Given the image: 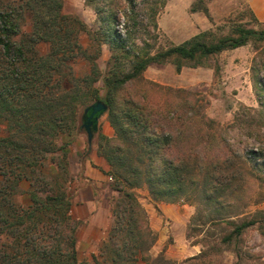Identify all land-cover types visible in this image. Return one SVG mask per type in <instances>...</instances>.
Here are the masks:
<instances>
[{
  "label": "trees",
  "instance_id": "16d2710c",
  "mask_svg": "<svg viewBox=\"0 0 264 264\" xmlns=\"http://www.w3.org/2000/svg\"><path fill=\"white\" fill-rule=\"evenodd\" d=\"M208 3L195 0L191 13H203L212 21ZM63 9L64 0H0V264H175L164 255L152 256L157 236L137 190L146 188L155 207L180 204L186 190L196 185L194 177L204 174L203 199L215 202L234 151L213 120L185 119L175 103L161 107L160 101L149 100L148 91L136 96L128 87L155 64L171 62L180 73L250 43L258 50L264 43V25L251 14L261 28L237 25L225 36L203 31L138 58L123 45L115 26L116 9L105 12V17L96 12L102 34ZM81 34H91L98 44L95 56L84 53L91 66L83 78L74 66L77 51H83ZM42 45L48 46L45 52ZM104 45H109L112 56L102 74L97 61ZM129 60L132 65L126 70ZM253 70L260 107L244 108L243 116L257 113L258 120H242L239 129L256 141L258 147L248 150V158L258 162L264 157V66ZM97 101L107 105V120L114 130L113 137L99 134L98 154L110 166L107 176L113 178L111 190L118 197L113 200L114 222L107 240L90 262L78 258L81 222L71 214L68 151L74 134L83 131L82 111ZM89 153L90 149L85 158ZM24 196L26 201L21 202ZM234 217L210 222L232 228L221 239L224 245L237 243L247 231L264 224V219L235 222ZM209 254L203 251L182 264H211ZM237 259L240 264L239 254Z\"/></svg>",
  "mask_w": 264,
  "mask_h": 264
},
{
  "label": "rangeland",
  "instance_id": "374dc122",
  "mask_svg": "<svg viewBox=\"0 0 264 264\" xmlns=\"http://www.w3.org/2000/svg\"><path fill=\"white\" fill-rule=\"evenodd\" d=\"M90 1L93 3L92 5H89ZM166 1L135 0V4L131 6L124 0H64L63 12L78 16L91 31L102 34L104 31L100 16L105 17V12L108 13L109 10L116 9L118 23L115 26L124 41L123 45L126 51L131 56L142 58L145 54L155 55L159 51L179 45L190 39L195 33L189 20H183L178 25L170 22L159 23V15L164 11ZM211 1L213 0H209V3ZM239 1V5L233 7V14L225 21L214 22L212 18L210 21L213 26L208 30H212L219 36H225L237 25L253 29L261 28L264 23L257 24L245 7L244 0ZM97 11H100V16L96 13ZM182 16L183 14L180 13L178 17ZM154 23L157 25L156 27ZM80 43L83 51H77L78 58L74 61V66L77 76L83 78L90 73L89 66H91L84 53L86 52L89 57L95 56L98 52V44L93 42L91 34H81ZM47 49L48 46H41V51L45 52ZM111 56L109 45H104L102 54L97 61L102 74L107 71V66H110ZM131 65L130 60L127 61L125 69L128 70ZM253 66H264V43L258 45V50L250 43L244 49L226 51L211 59L206 66L195 69L184 68L180 73L176 71L171 62L162 65L155 64L143 74L141 79L128 87L129 91L136 96L142 94L143 91H148L149 100L160 101L161 107L175 103L176 109L179 111L178 115L185 119L198 117L201 120L200 118L203 117L206 120H213L221 126L232 144L234 156L224 171L223 189L215 197L216 201L210 204L204 201L200 191L201 185L204 183V174H199L194 177L196 185L186 190L180 203L192 207L194 213L186 225L185 234H182L179 239L183 243L186 241V245L196 247L197 255L203 251L210 252L207 260L211 264H236L238 262L237 254L241 258L240 264H264V224H258L255 228L250 229L237 243L234 242L232 245L221 243V239L229 234L232 228L226 225L210 224L213 219L230 216H236L232 219L235 222L264 219V157L258 162L250 161L248 150L254 149L258 145L256 141L245 138L239 129L242 120L253 118L258 120L257 113L249 114V117L246 118L243 116L244 108L259 109L260 107ZM261 77H264V72L261 73ZM98 86L102 88V83H99ZM111 132L114 134L107 116L104 115L99 123V132L95 135L92 143L95 142L98 145L99 134L109 137ZM78 136L82 138L84 146H87V150L81 156L85 159L87 151L90 149L88 136L84 129L82 132L74 134L75 138ZM68 155L72 176V182L68 185V193L75 201L74 181L80 164L77 162L79 159L77 156H72L71 159L75 158L76 161H71V149H69ZM113 182L114 180L108 181L107 187L103 191H99L100 193L97 192V197L104 205L106 223L109 226L106 238L99 246L95 256L99 254L107 240L108 232L114 222L112 207L113 200L118 197V194L111 190ZM24 188L27 187L24 186ZM137 194L145 210L149 204L154 205L146 188L137 190ZM22 201H26L25 196L23 199L21 198ZM217 202H221V205H218ZM155 235L157 236V234ZM175 240V237L171 235L167 244H174ZM155 245L151 250L154 258L164 255L175 264H182L188 258L197 256L175 261L168 258L164 252L156 254ZM211 248L214 251H211ZM92 261L91 258L90 262Z\"/></svg>",
  "mask_w": 264,
  "mask_h": 264
},
{
  "label": "crops",
  "instance_id": "0c3cea01",
  "mask_svg": "<svg viewBox=\"0 0 264 264\" xmlns=\"http://www.w3.org/2000/svg\"><path fill=\"white\" fill-rule=\"evenodd\" d=\"M194 1L167 0L164 11L159 15V23L170 22L178 25L183 20H189L195 29L193 36L210 29L213 24L207 16L201 13H191L190 9ZM239 2V0L211 1L208 7L213 21H225L233 14V7L238 6ZM244 3L249 12L260 23H264V0H244ZM180 13L183 14L181 18L178 17ZM240 49H244V47L236 50ZM113 135L111 132L109 137H113ZM88 146L91 149L89 155L85 159L81 158L87 150V146H84L82 138L78 136L71 147L70 155V159L72 156H77L80 159L77 160L80 169L75 175V201L72 200L71 211L73 217L81 222L77 231V251L80 261H90L92 256L96 254L99 246L106 238L109 226L106 223L104 205L101 199L97 197V192H101L107 187L108 181H110V177L107 176L110 166L106 159L98 154L97 143L94 142ZM146 212L150 226L158 236L154 248L156 254L164 252L168 258L175 261H182L187 257L197 255L196 247L186 245V241L183 243L179 239L182 234H185L186 225L194 213L192 207L163 203L155 207L153 204H149ZM171 235L175 237V243L167 244Z\"/></svg>",
  "mask_w": 264,
  "mask_h": 264
},
{
  "label": "water",
  "instance_id": "95a60500",
  "mask_svg": "<svg viewBox=\"0 0 264 264\" xmlns=\"http://www.w3.org/2000/svg\"><path fill=\"white\" fill-rule=\"evenodd\" d=\"M108 112V107L101 101H97L86 107L82 115V128L86 131L89 144L99 132L101 118Z\"/></svg>",
  "mask_w": 264,
  "mask_h": 264
},
{
  "label": "built area",
  "instance_id": "2783aa9c",
  "mask_svg": "<svg viewBox=\"0 0 264 264\" xmlns=\"http://www.w3.org/2000/svg\"><path fill=\"white\" fill-rule=\"evenodd\" d=\"M109 179H110V181H113V178L112 177H110Z\"/></svg>",
  "mask_w": 264,
  "mask_h": 264
}]
</instances>
